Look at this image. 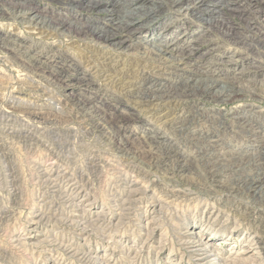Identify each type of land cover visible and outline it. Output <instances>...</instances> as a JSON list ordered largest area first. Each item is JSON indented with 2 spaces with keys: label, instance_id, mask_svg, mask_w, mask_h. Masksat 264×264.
I'll list each match as a JSON object with an SVG mask.
<instances>
[{
  "label": "rangeland",
  "instance_id": "1",
  "mask_svg": "<svg viewBox=\"0 0 264 264\" xmlns=\"http://www.w3.org/2000/svg\"><path fill=\"white\" fill-rule=\"evenodd\" d=\"M21 1L0 0V264H264V17L223 9L229 40L173 6L117 50L80 0H36L44 28Z\"/></svg>",
  "mask_w": 264,
  "mask_h": 264
},
{
  "label": "bare ground",
  "instance_id": "2",
  "mask_svg": "<svg viewBox=\"0 0 264 264\" xmlns=\"http://www.w3.org/2000/svg\"><path fill=\"white\" fill-rule=\"evenodd\" d=\"M35 1L36 0H23L19 3L17 2L16 4H14L12 15H14L15 17H19L20 19L23 17H28L30 18L29 19L30 22H32L33 24H36L35 26H38V27L42 26V28H44L49 23H47L46 20H43V17H42L43 15H41L42 13H39V10L36 8ZM49 1L56 3V4L72 5V3L73 2L76 3L77 0H49ZM80 1H81L80 5L78 6H82L83 8H85L86 10L90 12H93L97 15H102L104 18H106V21L111 25V28L108 27L107 22L106 24L105 22H103L102 28L95 29L93 33L97 35L98 39L104 42L106 45L111 46L117 50L130 46L128 44L129 35H131L133 32L138 30L140 28L139 26L145 25L144 20H147L152 15L157 14L158 12L166 11L167 8L173 7V6L174 7H184L185 10L187 11L188 10L197 11L198 12L197 15L201 14L203 19L205 16L206 18L205 21L208 27L207 29L208 32H213L215 30L218 32L219 30V32L220 31L222 32V33L220 32L221 33L220 35L223 36L224 38H228L229 40L230 38L232 40H237L238 37L235 36L236 33L232 31L234 29L232 30L231 28L229 29L227 27V24H225V22L223 21L221 17L222 15L221 11L223 9L229 10L231 12L239 13V14L241 13V14H248V15H256V17H258L259 19L262 16L264 17V7H262L264 5V0H226V1H222L220 3L221 5H219L220 8L217 6L214 7L212 14H203L202 12H200V9H197L195 6L198 0H194V1H188V0H80ZM199 1H200L199 3H201L200 5L202 6L210 5L208 4V0H199ZM189 2H192L193 4ZM205 9L203 10L209 11ZM123 35H126V38H122ZM170 49H172V47L168 46L167 44L166 45L164 44L162 46L160 45V46H157L154 49V51L148 50L149 52H144L143 56L148 59L152 58L153 60H155V62L156 61L159 62L160 60L168 59L166 58L168 57V53L174 52L176 50V49L174 50H170ZM191 51L192 50H189L187 52L186 50L188 54L191 53ZM182 55H184V52H182ZM217 83L210 82L206 87L211 89ZM198 242L200 243V246L198 245L197 250L199 249L198 250L199 252H203L204 256L208 255V248L207 246H205L206 244L205 245L202 244L200 240Z\"/></svg>",
  "mask_w": 264,
  "mask_h": 264
}]
</instances>
